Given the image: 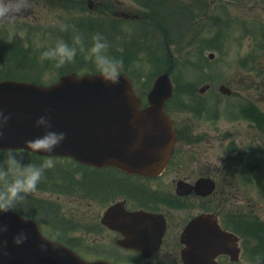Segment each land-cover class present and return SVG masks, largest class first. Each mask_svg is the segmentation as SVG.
<instances>
[{
	"label": "flooded vegetation",
	"instance_id": "obj_1",
	"mask_svg": "<svg viewBox=\"0 0 264 264\" xmlns=\"http://www.w3.org/2000/svg\"><path fill=\"white\" fill-rule=\"evenodd\" d=\"M176 1L28 0L30 7L19 17L29 24L30 18L37 20L44 11H65L69 15L64 21L60 18L56 22V31L48 28L66 42L68 39L74 42L73 37L79 35L82 43L77 45L90 46L86 41L89 35L100 33L111 45L124 46L129 39L124 27L128 24H144L151 31L165 34L163 43L171 40V32L179 29V22L174 17L180 13L186 16L183 28L188 30L189 54L200 49L203 55L202 48L219 47V41L215 42L219 34L208 41L203 36V30L193 33L194 27L203 21V14L193 17L196 5L188 7V3L200 0H184L185 3L179 4ZM103 21L107 26L100 28L98 22ZM61 24L69 25L68 30L62 31ZM121 34L125 39L119 43ZM204 67L206 73L203 80L188 82V97L175 98L171 107H167L177 138L174 152L164 170L155 177L129 174L118 169L95 171L93 175L84 177V191L69 200L73 204H70L68 213L59 204L54 208L40 199L47 206L46 213L49 215L46 214V218H39L33 213L29 216L37 221L45 236L69 246L87 261L188 264V224L202 215L203 220L216 225L214 229L202 230L207 240L203 241L201 254L196 253V257H212L207 261L210 264H237L240 261L236 260L233 252H225L228 248H241L246 236V233H241L239 205L230 204L231 208H226L225 197L232 193L234 186L227 178H234L238 163L242 165L250 158L256 146L257 132L264 130V123L257 121L256 79L249 84L247 91L243 90L246 89L245 84L241 86L243 89L237 85L239 79L224 81L220 74L208 72V66ZM220 157H224L226 162L223 169H217L214 164ZM111 174H115L118 180L110 183L106 178ZM98 177L101 183L113 189L110 194L101 192L103 189L97 183ZM202 177L216 180L217 187L211 195H200L194 188L189 190L191 187L188 184ZM219 178H225L222 185ZM128 183L132 187L125 189ZM107 195L109 198L103 200ZM35 199L31 196L32 201ZM98 202L105 205L97 208ZM114 203L115 209L104 221L107 207ZM205 214L210 217L205 219ZM209 231L214 232L210 241ZM224 232L233 233V239L226 238ZM251 232L253 243L248 248L256 257L257 235L253 224ZM105 242L110 244L106 247L102 245Z\"/></svg>",
	"mask_w": 264,
	"mask_h": 264
},
{
	"label": "rangeland",
	"instance_id": "obj_2",
	"mask_svg": "<svg viewBox=\"0 0 264 264\" xmlns=\"http://www.w3.org/2000/svg\"><path fill=\"white\" fill-rule=\"evenodd\" d=\"M199 3L200 6L193 10V17L197 18L203 14V21L194 27L193 33L197 30H203V36L208 41L219 34V38L215 40V42L219 41L217 44L219 47L202 48L204 51L203 55L200 53V49H195L189 54L188 30L186 28L182 29L186 22V16L180 13L174 19L179 22V29L182 30L179 31L180 33L177 31L178 29L171 32L173 36H176L174 38L176 41L170 42L169 46V51L172 52L174 57L170 56L168 50L162 49L161 45L165 38L158 31L151 32L144 24H135L133 26L129 24L124 26L129 35L127 41L138 39L145 33L149 40V46L142 38L139 42L133 44L131 50L126 53L121 71L134 77L139 91L145 92L155 76L167 66L172 65L171 75L176 84V90L179 92L178 95H182L183 98L188 97L189 81L197 82L203 80L206 70H204V66L200 68L201 65H207L208 72L220 74L224 81H229L232 78L239 79L240 83L237 85L240 88L244 84L246 86V89L241 88L243 90L249 91V84L252 83L253 79H256V104L264 112V0H202ZM68 15L65 11H57L56 13L44 11L37 20L34 17L32 19L29 17V20H31L33 25L36 23L56 26L55 24L60 18L64 21V18ZM24 23V19L18 16L11 23L0 24L5 27L0 28V59L9 63L6 69L0 72V76L6 73L9 74V77L18 79L31 78L30 80L49 84L57 80L60 76L59 74H65L72 70L78 73L95 71L94 57L90 56V46L76 45L74 42L68 44L70 47L76 48L75 59L66 63L62 68L56 69L53 66L54 61H41L40 57L44 51L54 48L58 42L64 40H60V37L50 32H45L44 34L32 32V28L28 29V24ZM98 26L104 28L107 24L104 21L98 22ZM3 36L15 40L13 42L4 41ZM121 36V39L118 40L119 43L125 39V36L122 34ZM91 37L90 34L89 38L86 39L87 43H92ZM143 44L144 47L142 48ZM116 47H120V45L117 44ZM145 47H147L149 56L147 51L143 50ZM152 49L156 52L154 56ZM211 50L215 53L214 59L208 58ZM116 51L121 53L119 50ZM164 51L168 56L164 55ZM104 54L109 58H117V56H114L110 46L105 50ZM191 59L195 63L194 70L190 65ZM148 79L151 81L149 82ZM147 81L149 85L146 83ZM143 99L147 102L145 96ZM168 106L171 107V104ZM226 148L228 149L227 145ZM254 148L253 151L256 153L247 158L246 164L241 165V163H238V166L235 167L237 172L236 177L233 178L235 187L233 186L231 188L232 193L225 197L226 208H231L229 207L230 204H238L241 214H248L249 212L258 216L256 221L239 220L241 232L246 233V236L243 237L242 248L246 250L247 258L240 259L237 264H258L257 257H254L252 249H248V245L253 242L252 223L257 240L264 236V157L262 159L261 157L258 158V153H264V132H257L256 146ZM7 154L8 152L0 153V159H5ZM17 155L23 159L22 163L26 164H39L46 158H51L54 161L55 166L45 172L37 190L30 195L36 198V202L27 198L18 208L23 213H33L39 218H46L45 215H49L46 213L47 206L42 204L37 206V203H40V199H44L49 203L48 205H52L54 208L55 205L59 204L68 213L70 204H73L69 200L78 197L79 192L84 191L86 179L83 176L89 177L93 175L92 169L78 166L71 159L60 160L58 156H46L44 158L30 156L25 158L22 151H19ZM223 159L224 157H220L215 160L214 164L217 169H223L226 164ZM62 162L63 164H61ZM254 165H256L255 170ZM258 165H261L262 168H258ZM240 173L241 175L239 176L238 174ZM106 179L110 183L118 180L115 174H111ZM219 179L222 185L225 178ZM97 181L103 189L101 192H109L110 194L113 189L101 183V178L98 177ZM152 184L156 186V183ZM128 187L132 186L129 183L125 184V189H128ZM108 198L109 195L102 199ZM104 205V202H98L97 208H101ZM209 205L211 206V203ZM231 210L233 211V209H229V211ZM256 229L259 230L258 233ZM84 243L88 244V242ZM108 244L110 243L105 242L102 245L107 247ZM259 252L261 254V250ZM260 264H264L263 259H260Z\"/></svg>",
	"mask_w": 264,
	"mask_h": 264
},
{
	"label": "water",
	"instance_id": "obj_3",
	"mask_svg": "<svg viewBox=\"0 0 264 264\" xmlns=\"http://www.w3.org/2000/svg\"><path fill=\"white\" fill-rule=\"evenodd\" d=\"M172 90L166 72L157 78L149 93L150 105L142 109L132 81L123 74L115 85L90 73L66 74L51 85L1 80L0 111L10 115V119L2 129L0 150L26 149L42 155L71 156L98 167L115 165L128 172L156 174L166 164L175 141L173 123L164 112L165 99L171 96ZM41 116L49 118L51 131L66 134L62 144L50 153L36 152L25 145L26 140L43 135L45 130L35 125ZM196 186L198 190L205 189L203 194H207L215 183L203 178ZM20 216L17 211L0 213V225L7 226V231L0 234L3 243L0 264H80L84 261L73 250L46 239L34 219L24 222ZM20 232L27 239L16 245L13 237ZM197 239L203 241V238L199 241V237H191L193 241ZM41 244L45 250H41ZM190 259L191 263L202 262L201 257L190 256Z\"/></svg>",
	"mask_w": 264,
	"mask_h": 264
},
{
	"label": "clouds",
	"instance_id": "obj_4",
	"mask_svg": "<svg viewBox=\"0 0 264 264\" xmlns=\"http://www.w3.org/2000/svg\"><path fill=\"white\" fill-rule=\"evenodd\" d=\"M30 7L28 0H0V24H8L14 21L18 16ZM62 31H67L69 25L61 24ZM76 44L82 43L79 35L73 37ZM90 56L94 57L95 71L99 77L108 84H118L120 82V73L123 68V60L109 58L105 50L109 48V42L100 33L91 37ZM76 56V48L70 47L64 41H60L54 48H49L41 54V61H54L56 69L62 68L66 63L72 62ZM10 115H5L0 111V136L3 135L2 129L6 126ZM36 127L43 128V135L31 140H26L25 145L36 151L50 153L53 149L59 147L66 139L63 132L51 131L52 124L47 116L39 117L35 122ZM55 166L51 158L44 159L39 164L22 163V158L15 152L9 151L5 159H0V213L15 212L22 205L28 196L37 190L42 177L47 170ZM24 222L28 221L26 215L20 216ZM7 231L6 225H0V234ZM27 239L24 232H20L13 237V243L22 244ZM0 247L3 243L0 242ZM41 250H45V245H40ZM258 264L260 259L257 258Z\"/></svg>",
	"mask_w": 264,
	"mask_h": 264
},
{
	"label": "trees",
	"instance_id": "obj_5",
	"mask_svg": "<svg viewBox=\"0 0 264 264\" xmlns=\"http://www.w3.org/2000/svg\"><path fill=\"white\" fill-rule=\"evenodd\" d=\"M8 64L9 63L7 61L0 59V72L3 71L4 69H6ZM4 77H9V74L4 73L3 76H0V79L4 78ZM9 151H13V150L0 151V153L9 152ZM13 152H15L16 154L19 153V151H13ZM33 156L38 157L37 155H33ZM23 157L28 158V157H30V154L27 153L26 156H23Z\"/></svg>",
	"mask_w": 264,
	"mask_h": 264
}]
</instances>
